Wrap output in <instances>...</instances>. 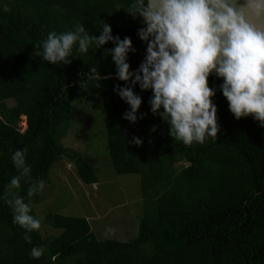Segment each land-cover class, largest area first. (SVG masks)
<instances>
[{"label": "trees", "instance_id": "trees-1", "mask_svg": "<svg viewBox=\"0 0 264 264\" xmlns=\"http://www.w3.org/2000/svg\"><path fill=\"white\" fill-rule=\"evenodd\" d=\"M128 3L0 0V264H264V127L251 116L234 118L220 91L224 81L208 78V86L215 89L212 103L220 129L216 140L185 146L170 137L159 115L151 113L150 90L133 88L142 98L137 115L144 118L134 124L123 119L130 109L113 88L125 84L117 79L111 56L102 58L104 49L114 48L112 43L88 54L74 51L78 58L69 65L33 56V45L50 31L62 33L79 21L98 36L104 21L114 37L131 38L135 52L127 62L135 71L146 44L137 36L142 21L117 12L118 4ZM96 64L100 86L89 84L81 90V74L86 76ZM93 96L100 100L113 172L138 176L141 213L136 233L121 241L96 240L84 218L53 214L47 221L59 233L45 239L34 230L29 244L3 199L6 185L18 175L11 155L27 150L32 180H45L50 165L65 159L81 184H94L91 166L59 142L71 102H88ZM6 101L11 106L6 107ZM133 137L142 144H133ZM29 186L22 181L18 189L26 203ZM34 246L46 248L39 259L30 257Z\"/></svg>", "mask_w": 264, "mask_h": 264}, {"label": "clouds", "instance_id": "clouds-1", "mask_svg": "<svg viewBox=\"0 0 264 264\" xmlns=\"http://www.w3.org/2000/svg\"><path fill=\"white\" fill-rule=\"evenodd\" d=\"M116 7L117 12L123 10L142 21L137 36L146 44V54L136 71H130L127 62L129 53L135 52L131 38L114 37L104 21H100L98 36L79 21L62 33L50 31L33 45V56L49 64L69 65L78 58L74 51L88 54L112 43L114 48L104 49L102 58L111 56L116 77L125 84L113 88L130 109L123 119L134 124L144 118V114L137 115L142 98L133 88L150 90L151 113L159 115L168 124L170 137L185 146L216 140L220 130L212 103L215 89L208 86L211 73L223 79L220 91L234 118L251 116L264 127V0H129L126 7ZM100 79L96 64L86 76L81 74L79 87H99ZM132 143L140 146L142 141L133 137ZM26 154L24 149L11 155L18 175L6 185L3 199L13 223L24 229L23 239L31 244L29 234L40 229L41 222L30 215L31 201L26 203L18 189L22 181L30 182L27 195L32 197L44 189L45 181L32 180ZM45 251L43 246H34L30 257L39 259Z\"/></svg>", "mask_w": 264, "mask_h": 264}, {"label": "rangeland", "instance_id": "rangeland-1", "mask_svg": "<svg viewBox=\"0 0 264 264\" xmlns=\"http://www.w3.org/2000/svg\"><path fill=\"white\" fill-rule=\"evenodd\" d=\"M11 104L5 102L6 107ZM23 128L21 122L20 130ZM59 142L76 151L91 166L95 183L81 184L65 159L53 162L47 170L44 189L32 197L26 195L34 218L41 222L40 236L51 239L59 233L47 221L49 216L58 214L84 218L96 240L134 237L141 213L138 176L113 172L105 147L98 96L88 102L80 99L71 102L68 125Z\"/></svg>", "mask_w": 264, "mask_h": 264}, {"label": "water", "instance_id": "water-1", "mask_svg": "<svg viewBox=\"0 0 264 264\" xmlns=\"http://www.w3.org/2000/svg\"><path fill=\"white\" fill-rule=\"evenodd\" d=\"M143 61H144V58L140 61V64H141ZM138 67H139V66H138ZM138 67H137V69H138ZM137 69H135V71H136ZM210 76L218 78V77L215 75V73H211ZM218 79H220V80L223 81L222 78H218Z\"/></svg>", "mask_w": 264, "mask_h": 264}]
</instances>
